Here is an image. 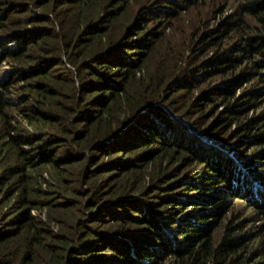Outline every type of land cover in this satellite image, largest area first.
<instances>
[{
    "label": "trees",
    "instance_id": "obj_1",
    "mask_svg": "<svg viewBox=\"0 0 264 264\" xmlns=\"http://www.w3.org/2000/svg\"><path fill=\"white\" fill-rule=\"evenodd\" d=\"M261 93L264 0H0V264H264Z\"/></svg>",
    "mask_w": 264,
    "mask_h": 264
},
{
    "label": "rangeland",
    "instance_id": "obj_2",
    "mask_svg": "<svg viewBox=\"0 0 264 264\" xmlns=\"http://www.w3.org/2000/svg\"><path fill=\"white\" fill-rule=\"evenodd\" d=\"M230 11V8H225V10L222 12V14L220 15L223 16L225 13H228ZM181 27L182 23L181 22H176V25L173 29H170L169 31H164V34L162 35V37L160 38V42H158V48H157V53L154 55V58H157L159 56L163 57V65H167L170 61V59L177 55L180 56L181 54H185V56L188 55V51H184V48L181 47L180 45L182 44V40L183 38L186 39V37L181 36L179 34V32L176 30V28ZM164 43H169L173 46L174 50H169V51H165L164 49H162V46ZM183 52V53H181ZM250 84H243L242 87L240 88H236V94H240V92H242V90L248 89V86ZM252 107H254L258 112L263 110L264 107V95L263 93L260 94V99H256L255 100V104L252 105ZM222 111V117H225V120L222 121V123L220 124V126L217 129H212L213 133L217 132V136L219 135L222 138V143L224 142H228V141H234L232 144L233 145H237L235 144V142L237 141L236 138V132H233L236 128L237 125V121L241 120V117H232L228 114H226L224 112L223 109V105L222 104H218L217 109L215 111V113L217 114L220 113ZM250 112V111H249ZM231 211H233V214L235 215H242L243 212H245L246 216H249V214L251 213V210H245L243 205L238 202V200L233 201L230 207Z\"/></svg>",
    "mask_w": 264,
    "mask_h": 264
}]
</instances>
